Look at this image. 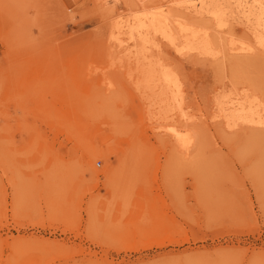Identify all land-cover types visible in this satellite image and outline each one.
Segmentation results:
<instances>
[{
    "label": "rangeland",
    "instance_id": "rangeland-1",
    "mask_svg": "<svg viewBox=\"0 0 264 264\" xmlns=\"http://www.w3.org/2000/svg\"><path fill=\"white\" fill-rule=\"evenodd\" d=\"M150 1L0 0V264H264V127L230 105H264V0ZM167 7L215 51L122 53Z\"/></svg>",
    "mask_w": 264,
    "mask_h": 264
},
{
    "label": "bare ground",
    "instance_id": "bare-ground-1",
    "mask_svg": "<svg viewBox=\"0 0 264 264\" xmlns=\"http://www.w3.org/2000/svg\"><path fill=\"white\" fill-rule=\"evenodd\" d=\"M147 1H149V0H147ZM143 3H141V4H143ZM157 3H158V0H151L150 2H148V5L151 7V6H153L155 4V6H156ZM146 6H147V4H146ZM143 7L141 6V9H143ZM133 11H134V9H133ZM142 12H141V14L139 16H137L136 19H134L133 21L131 20V23L129 25V30H130V34H131V37H129L130 38V42L125 39L127 41V43L129 42V45L128 46L124 45V47L125 46L126 47L123 48L122 53H126V52L132 51L134 49V47H135V39H138L137 38L138 35H139L138 36L139 38H140L141 35L145 36L144 33H145L146 28L150 31V33H152L153 36L158 35L162 39H166V40L170 39V42L171 41H179V39L180 40L183 39L184 45L187 48H189L190 50L191 49L192 50L193 49L194 50H198V52L200 51L201 53H202V51H204V52L205 51H215V45H214V42H213L214 40H212L213 38H212V35L210 33V29L211 28H202L201 27L202 30L194 29V26H193L194 24L193 25L188 24V21L183 20V19H179V21L176 20L177 17L170 13V9L168 7L166 9L158 8L156 11L154 9V10H152V12L151 11L146 12V10L143 13ZM218 26H219V29L224 30L225 26L223 25V23L220 22L218 24ZM147 33H148V31H147ZM119 34L121 35L122 33H119ZM150 36H151V34H150ZM121 41H123V40H121ZM148 41H150V40H148ZM124 43H126V42H124ZM112 45H113V43H112ZM227 46H228V44H227ZM120 47L122 48L123 46L120 45ZM119 49H118V53H119ZM227 51H228L229 54L231 53V54L236 55V56H245L246 57V56L253 55V53H255L256 51H259V50H258V47H256L255 45H252V44L251 45H247V44H245L243 42H235L233 40V41L230 42L229 49ZM113 54H111V55H113ZM119 55H120V53H119ZM203 55H205V54H203ZM111 58H112V56H111ZM159 73H161V72H159ZM151 78L152 77H150L149 74H148V76H147V84H149V85L152 84V79ZM161 78H162V75H161ZM162 82L164 83V81H162ZM108 90H110V89H108ZM110 93H111V91L109 92V94ZM112 93H114V92L112 91ZM169 93H170V91H169ZM170 96H172V95H170ZM252 96H253V94H252ZM168 98H166V99H168ZM241 98H243V97H241ZM236 99L237 98H235V100ZM248 99H252V97H250ZM235 100H233V101H235ZM248 103H247V101H243L242 100V102H238L237 104H236V102L235 103L233 102L230 105H232V106L234 105V108H233L234 114L236 116L240 117L242 122L247 123V124H253V125H262L264 127V105L261 106L259 102L258 103L256 102V104L254 106H251L252 104L248 105ZM228 105H227V107H228ZM166 107H168V106L166 105ZM230 108H231V106H230ZM169 109H170V105H169ZM230 111H231V109H230ZM247 116H250L251 118L248 119ZM179 132L180 131L178 129L173 134H175L177 137H180L181 135H180ZM182 139L184 141L183 143L174 144L176 146V148L180 152H183V151L187 152V149L191 150V151H194V146H195V142H196V136H195V133L193 132V130H187L184 133Z\"/></svg>",
    "mask_w": 264,
    "mask_h": 264
}]
</instances>
